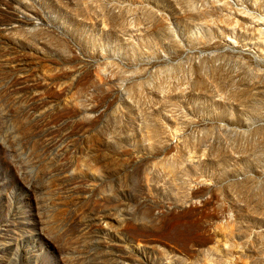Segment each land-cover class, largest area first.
<instances>
[{"label":"rangeland","instance_id":"374dc122","mask_svg":"<svg viewBox=\"0 0 264 264\" xmlns=\"http://www.w3.org/2000/svg\"><path fill=\"white\" fill-rule=\"evenodd\" d=\"M0 264H264V0H0Z\"/></svg>","mask_w":264,"mask_h":264}]
</instances>
